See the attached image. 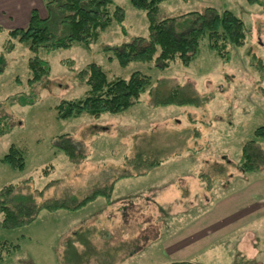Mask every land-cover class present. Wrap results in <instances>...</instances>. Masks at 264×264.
<instances>
[{"label": "rangeland", "instance_id": "rangeland-1", "mask_svg": "<svg viewBox=\"0 0 264 264\" xmlns=\"http://www.w3.org/2000/svg\"><path fill=\"white\" fill-rule=\"evenodd\" d=\"M114 1L124 10V21H113L90 48L75 44L34 53L15 40L14 49L6 51L9 32L24 25L22 17L2 15L0 53L6 64L0 73V160L12 145L26 153L23 171L0 161V190L13 186L9 205L26 210L15 200L18 196L29 197L35 206L52 201L72 205L126 173L132 178L119 182L109 200L99 198L77 211L35 209L36 218L19 228L1 227L0 211V264L177 262L172 259L182 256L176 237H182L183 227L214 199L264 175V167L255 173L240 170L243 146L256 140V129L264 126V0L252 6L245 0L163 2L156 19L215 7L242 19L246 34L245 45L229 61L221 60L205 40L190 66L175 61L165 69L155 61L118 63L115 48L146 37L149 22L129 0ZM18 3L15 12L39 9L46 15L44 0ZM35 56L48 61L51 71L31 83L28 62ZM93 63L109 79H128L139 71L150 76L151 86L122 113L59 120L55 107L61 100L86 96L89 87L79 74ZM256 143L264 154V140ZM152 162L158 164L146 170ZM167 244H172V257ZM244 257L250 261V252L223 243L189 260L249 264Z\"/></svg>", "mask_w": 264, "mask_h": 264}, {"label": "trees", "instance_id": "trees-1", "mask_svg": "<svg viewBox=\"0 0 264 264\" xmlns=\"http://www.w3.org/2000/svg\"><path fill=\"white\" fill-rule=\"evenodd\" d=\"M165 1L167 0H129L133 8L146 13L149 34L146 37H136L130 43L115 48V57L121 66L136 61H155L156 67L165 69L170 63L179 61L188 67L196 60L200 44L205 40L208 42V48L221 60L229 61L232 52L245 45L244 21L231 10L220 11L215 7H208L203 12L156 19L160 6ZM245 1L251 6L259 4V0ZM44 7L45 16L33 9L27 26L9 32L11 40L5 46L6 51L14 49L15 40L25 44L34 53L41 49H65L75 44L90 48L113 21L122 23L125 18L124 10L116 5L114 0H44ZM5 64L4 54L0 53V73L4 71ZM28 68L31 83L43 80L51 71L48 61L36 56L29 59ZM79 76L86 79L89 90L84 98L61 100L55 107L59 120H68L83 114L98 118L103 114L122 113L138 103L141 95L152 83L149 75L139 71L132 72L128 79H109L108 74L94 63L83 69ZM255 138L264 140V126L256 129ZM256 140H250L243 146L240 170L244 173L259 172L264 167V154L262 150L256 149ZM24 150L15 145L10 146L0 160L1 163L14 171H23L26 166ZM157 164H147L146 170ZM127 174L129 173L116 178L110 187L96 189L72 205L52 201L35 206L29 197H15V200L19 199L20 203L27 207L22 211L7 202L13 190L12 185H7L0 190L1 227L14 229L31 223L37 216V212H33L35 209L77 211L99 198L109 200L114 184L118 180L129 178ZM31 203L33 205L29 206ZM17 247L19 246L15 245L13 248ZM169 264L197 263L177 261Z\"/></svg>", "mask_w": 264, "mask_h": 264}, {"label": "crops", "instance_id": "crops-1", "mask_svg": "<svg viewBox=\"0 0 264 264\" xmlns=\"http://www.w3.org/2000/svg\"><path fill=\"white\" fill-rule=\"evenodd\" d=\"M17 2L18 0H1L0 20L4 19L2 15H6L5 19L8 17L19 20L22 17L25 27L33 9L25 14L15 12L20 7V3ZM37 10L43 16L41 11ZM16 22L18 23L17 20ZM130 178L132 177L124 180L128 181ZM121 181L123 179L114 184L113 193L119 189L117 187H121L118 186ZM178 187L177 191L181 192L183 197L182 189L179 185ZM232 241L234 243H231ZM223 243L243 247L245 252H250V261L244 257V263L264 264V175L214 199L204 212L196 216L189 225L184 226L182 237H176V246L183 248L181 254H178V251L177 255L182 256H176L172 261H190L189 259L196 255L210 251ZM171 246L172 244H167L165 250L167 255L172 257L174 254L168 251Z\"/></svg>", "mask_w": 264, "mask_h": 264}]
</instances>
